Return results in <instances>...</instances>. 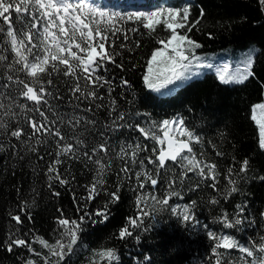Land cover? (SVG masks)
Wrapping results in <instances>:
<instances>
[{
	"label": "trees",
	"instance_id": "1",
	"mask_svg": "<svg viewBox=\"0 0 264 264\" xmlns=\"http://www.w3.org/2000/svg\"><path fill=\"white\" fill-rule=\"evenodd\" d=\"M91 1L109 14L120 13L123 16L137 11H148L151 6L154 8L157 6L156 0H143L140 3H129L128 0ZM164 3L175 9L188 6L191 16L201 21L197 28L188 33L201 45L197 51L229 48L232 52H237L249 44H254L256 50L252 61L253 74L243 83L225 85L213 73L207 72L199 78L188 80L170 93L157 95L145 87L143 74L151 52L160 46L157 41L166 39L169 32L160 25L155 33H149L142 25L128 21L126 27L137 28L136 33H128L132 40L129 45L132 51L124 50L121 56L116 57V62L123 67L107 64L102 72V75L113 81L115 89L113 97L121 111L139 113L140 115L132 122H139L145 128L153 123L159 124L165 119L182 117L186 127L203 137L202 151L205 155H199L200 145H195L194 151L198 154V159L218 165L219 184L223 191L232 187L226 178L227 168L234 166L238 169L244 159L250 162L248 175L255 178L241 184V192L233 193L225 200L216 196V193L203 182L200 188L193 191L198 177L192 172H187L184 182L181 183L177 175L182 169L178 165L173 166V162L166 161L172 169L166 175L176 179L173 188L181 195L168 196L167 193L172 189L160 177H155L158 179V186L154 187L141 176L145 187L138 189L135 173L141 171V168L138 164L133 165L129 159L127 166L132 171L127 176L121 172L125 162L117 156L120 145L129 143L144 145L148 151L139 153L138 158L152 156L153 147L157 149L158 154L163 145L156 144L151 138L145 139L139 131L130 128L107 131L101 137L99 133L104 130V126L111 124L108 110L101 108L95 113L82 111L88 102L76 100L75 96L79 93L74 95L69 90L76 83L74 78L65 77L62 72L54 73L53 79L63 99L59 101L52 100V97L48 99L59 105L58 111L65 117L62 123L57 124V127L62 129L61 134L67 138L61 142V146L67 142L75 144L78 137L89 146L84 150H90V146L107 140L111 151L107 154L101 153L105 156L103 161L106 165L105 187L111 192L116 191L119 185V200L115 203L110 202V197L106 196L103 190L93 201L86 202L83 199L87 196L85 186L94 182L98 166L85 161L82 154L80 159L62 155L63 163L58 166V170L68 176L70 183L61 186L58 181H54L53 187H48L49 181L45 173L49 162L55 159L58 138L44 137L41 144L28 140V145L37 150L32 153L19 141L10 137L4 138L3 133H0V139H3L5 145L9 140L17 144V149L10 156L6 157L5 153H0V243L5 242L10 232L17 236L30 232L27 239L34 249V252H29L26 248H17L9 252L5 247H0V264H24L28 259L33 260L34 264H56L57 257L52 256L49 249L43 247L35 237L39 236L49 244H55L64 231L57 224L61 213L63 218L76 220L84 227L77 233V244L73 246V251L66 253L59 264H217V254L222 255V264L225 259L229 264H241L244 260L251 262L254 258H264V252H260L261 245L264 244V180L259 179L260 176H264V149L259 146L257 129L251 118V107L264 100V8L261 0H166ZM16 17L13 9L11 18L14 24H17ZM95 19L100 22L101 27H111L106 24L105 19L100 17ZM19 26L17 24V27ZM0 27L6 28V25L0 21ZM93 27L96 25L93 24ZM5 36L6 33H0V54L11 58L14 54L6 49ZM35 42L40 43L39 40ZM122 42L123 34L117 44ZM14 67L9 68L6 62H0V84L8 82L9 74L19 75L31 83L25 73L15 72ZM60 68L63 69L64 66L61 65ZM77 72L79 73V70ZM121 80H127L129 86L124 87ZM81 84L83 85V81ZM15 87L17 86L12 85V88ZM0 91L8 92L9 89ZM49 91H55V88L49 86ZM100 92L106 95L107 89H100ZM13 95L16 96L17 103L34 107L18 93L14 92ZM0 102L7 103L3 97H0ZM77 104L80 105L79 108L76 107ZM104 104H109L107 97ZM41 107L46 108L44 105ZM14 111L20 112L18 108ZM46 114L49 120L56 118L52 112ZM27 115L29 114L25 110L24 113H20L19 119H14L12 123L25 122ZM31 115L38 117L36 113ZM0 117L7 119L3 117L2 110ZM72 117L94 118L98 124L86 125L81 121L79 125L73 127L68 122ZM24 126L27 128L26 123ZM156 131L161 137L162 132L159 129ZM177 137L184 139L178 135ZM209 141L216 145L215 149L208 143ZM7 151L9 150L6 148ZM17 151L20 152L22 159L16 156ZM216 151H223L225 156H216ZM49 152L53 155L49 156L47 154ZM40 156H43V159H40ZM153 169L154 165L148 164L145 160L143 170ZM117 174L122 177L119 181ZM54 192H59V195H53ZM153 195L167 198L169 206H179L178 211L184 206H190V215L193 219L186 222L182 216L173 215L169 206L161 207L151 200ZM138 196L148 197L141 202L139 208L136 204ZM214 196L220 199L219 205L209 203ZM193 201L196 202L194 206ZM241 202L246 205V213L242 217H237L235 205ZM22 203L32 206L20 213L19 206ZM78 208H82L83 211H77ZM140 209L148 213L142 217L143 227L130 229L133 236L120 239L119 230L122 227H130L128 219L140 215ZM97 211L105 212V215L96 216ZM10 212L20 214L23 224L16 225L9 216ZM84 212L89 213L90 218L81 221L80 217ZM29 213L31 220L28 219ZM225 213L232 214L233 219L241 218L242 224L231 229L225 228L219 219ZM209 231L217 236L230 235L244 246H254L255 256L246 257L238 248L229 250L221 248L217 253H213L212 249L217 241L209 238ZM63 242L66 245L70 241L63 238ZM108 248L116 250L118 261H108L106 257L99 255Z\"/></svg>",
	"mask_w": 264,
	"mask_h": 264
},
{
	"label": "snow or ice",
	"instance_id": "2",
	"mask_svg": "<svg viewBox=\"0 0 264 264\" xmlns=\"http://www.w3.org/2000/svg\"><path fill=\"white\" fill-rule=\"evenodd\" d=\"M261 4H264V0H261ZM13 9L17 14L16 22L20 25L19 27L13 23L11 18ZM97 16L105 19L106 24L111 25V27H101L100 22L95 19ZM202 16L203 12L201 11ZM0 21H2L3 25H6V28L0 27V33H6L4 38L6 49L14 54L11 58L0 54V62H6L9 68L18 66L14 67V71L25 73L31 81L30 83L19 75L13 76L9 74L7 75L8 82L0 84V89H9L8 92L0 91V97L7 101V103L0 102V110L3 112V117H7V119L0 117V133H3L4 138L10 137L19 141L21 145L26 146L27 151L32 153L37 150L35 147L28 145V140H34L36 144H41L44 142V137L58 138V150L54 153L55 159L49 162L45 173L49 181V188L53 187L54 181H58L61 186L70 183L68 176L58 170V166L63 163L61 156H75L80 159L82 154L85 161L92 162L98 166L94 182L89 186H85L87 196L83 197V199L86 202L93 201L100 194V191L103 190L105 195L110 197V202L115 203L119 200V185H117L116 191L111 192L105 187L106 165L103 163L105 156H102L101 153L107 154L111 151L107 140H102L98 144L90 146V150H84L89 148V146L78 137L75 144L67 142L61 146V142L67 138L61 134L62 129L57 127V124L62 123L65 117L59 113V105L53 104L48 99V97H52V100L55 101L63 99L53 79V74L60 72L63 73V76H71L76 81L69 89L74 95L79 93L78 96H75V99L88 102L82 111L95 113L101 108L108 110L111 124L104 126V130L99 133L101 137L107 131L130 128L133 131H139L145 139H153L156 144L164 145L166 143V147H161L158 154L157 149L153 147L151 149L152 156H145L144 158H138L139 153L148 151L144 145L140 143L120 145V151L117 156L125 162L121 172L127 176L132 171L127 166L129 159L133 165L138 164L141 168V171L135 173L138 189L145 187V183L140 179L141 176H143L144 180L150 181L154 187L158 186V179L155 177H160L172 189L167 193L168 196H180L181 194L173 188L176 179L166 175L168 171L172 170L166 164V161H172L173 166L178 165L182 169L177 175L181 183L184 182L187 172H192L198 177L192 189L193 191L200 188L201 182H203L216 193V196L225 200L233 193L241 192V184L255 178L248 175L250 162L244 159L238 169L234 166L227 168L226 178L228 184L232 187L227 191H223L219 184L220 173L218 165L214 162L208 163L203 159H198V154L194 151V146L200 145L201 152L199 155H205L202 151L204 147L203 137L186 127V122L182 117H175L172 120L165 119L159 124L153 123L147 128L141 126L139 122L133 123L132 121L135 120V117L140 114L120 110L117 100L113 97V92L115 91L113 81L102 75L107 64H116L117 67H123L122 64L116 62V57L121 56L124 50L132 51V47L129 46L132 40L128 33H136L137 28L126 27L128 21L142 25L143 29L148 30L149 33H155L160 25H163L165 30L169 32L166 39L157 41L162 47L152 51L150 58L146 61L147 72L143 76V82L148 89L165 94L162 90L170 92L171 88L169 86H180L177 82L188 80L194 75L192 71L194 61L196 62V67L203 68L206 66L211 68V64H200V58L195 55V50L199 49L201 45L191 38L188 33L197 28L201 21L191 16L188 6L181 9L161 8L155 11H137L123 16L120 13L109 14L90 3L89 0H0ZM118 22L123 23L118 24ZM93 24L96 27H93ZM121 34H123L124 42L117 44ZM36 40H39L40 43L37 44ZM41 50L43 55H41ZM243 63V70H237L233 73H229L227 66H225L222 71L217 72L218 80L225 85L243 83L253 74L250 54ZM61 65L64 66L63 69L60 68ZM77 70H79V73ZM81 81H83V85ZM121 84L126 88L129 86L127 80H121ZM12 85L17 87L12 88ZM49 86L55 88V91H49ZM100 89H107L106 95L101 94ZM14 92L18 93L22 99L27 100L34 107H27L24 104L17 103L16 96L13 95ZM106 97L109 99L108 105L104 104ZM41 105L46 106V108H42ZM76 107L79 108L80 105L77 104ZM15 108H18L20 112L14 111ZM25 110L29 114L26 121L23 123H12L14 119L18 120L20 113H24ZM257 111L259 115H257ZM46 112H52L56 118L49 120ZM251 112L252 120L259 127V146L264 149V103L253 105ZM31 113L38 114V117L31 115ZM81 121H84L86 125L95 126L98 124L96 119H85V117H72L68 122L73 127H76ZM24 123L27 124V128ZM29 129L31 130L30 132ZM156 129L163 133V139H161ZM176 133H178L179 137H184V139L178 138ZM208 143L212 144L214 149L216 148V145L211 141ZM6 148L9 151L6 152ZM16 149L17 144L12 143L11 140L5 145L3 139H0V153H5L6 157L10 156ZM47 154L49 156L53 155L51 152ZM16 156L23 158L18 151ZM216 156L222 157L225 156V153L216 151ZM39 158L43 159V156ZM145 160H147L148 164L154 165L152 171L143 170ZM233 162L235 163L234 158ZM161 170H164V172ZM117 179L119 181L122 177L117 174ZM259 179L264 180V176H260ZM209 180L211 183H209ZM53 195L58 196L59 192H54ZM216 196L210 199V204H220V199H217ZM147 199V196H138L136 199L138 208L141 202ZM151 200L161 207L169 206L167 198H158L153 195ZM195 203L193 201L192 206ZM31 206L22 203L19 206L20 213L25 212L26 208ZM104 207L106 212L107 204ZM169 207L173 215L182 216L184 221L187 222L193 219L190 215V206H184L179 211V206ZM77 211H83V209L78 208ZM139 211L140 215L128 219L127 223L130 227H122L119 230L120 239L132 237L133 231L130 229L143 227L142 217L147 216L148 213L143 209ZM105 212L97 211L95 215L102 216L105 215ZM245 213L246 205L243 202L235 205L237 217H242ZM9 216L16 225H22L24 222L20 214L10 212ZM86 218H90V214L84 212L80 220L83 221ZM28 219H32L30 213ZM219 219L223 226L229 229L237 227L243 222L241 218L233 219L230 213H225ZM57 224L64 231L55 244H49L39 236H36L35 239L43 247L48 248L52 256L57 257L56 264H59V261L64 259L66 253L73 251V246L77 244V233L82 230L84 225L76 220L70 221L67 218H63V213H61V218L58 219ZM29 234L30 232H25L23 236H17L14 232H10L5 242L0 243V247H5L9 252L17 248H26L29 252H34L31 243L27 239ZM208 236L217 241L212 249L213 253H217V250L221 248L225 250L238 248L241 253L246 254V257L255 256L254 246H244L230 235L217 236L214 232L209 231ZM63 238H68L70 242L65 245ZM260 252H264V244L261 245ZM36 255L39 254L36 253ZM99 255L106 257L108 261L119 260L116 250L112 248L100 252ZM216 259L217 264H222L221 254H217ZM24 264H34V262L28 259ZM223 264H229V261L225 259ZM241 264H264V258H254L251 262L244 260L241 261Z\"/></svg>",
	"mask_w": 264,
	"mask_h": 264
},
{
	"label": "rangeland",
	"instance_id": "3",
	"mask_svg": "<svg viewBox=\"0 0 264 264\" xmlns=\"http://www.w3.org/2000/svg\"><path fill=\"white\" fill-rule=\"evenodd\" d=\"M156 1H157V6L155 8H154V6H151L148 11H155V10H159L161 8H173V7L166 5L164 3V1H166V0H156ZM89 2L93 3L91 0H89ZM129 2L140 3V2H143V0H129ZM262 7L264 8V4H262ZM145 12H147V11H145ZM158 47H162V46L160 45ZM255 50H256V47L254 44H249L248 46H246L245 48H243L241 50H238L237 52H232L231 50H229V48L219 49V50H214V51H202V52L197 51V49H196L195 55L200 58L199 63L204 64V65L211 64L212 67L208 68L205 66L203 68H199V67L195 66L196 62L194 61L193 62V69H192L194 75L190 79L199 78L202 76V74L207 73V72L213 73L216 76V78L218 79L217 72L222 71L225 68V66H227V71L229 73L236 72L237 70H243V67H244L243 62L249 56V54L251 55V60L253 61V55H254ZM149 58H150V56H149ZM146 72H147V63L145 66L144 74ZM144 74H143V76H144ZM190 79H188V80H190ZM188 80H185L183 82H177V83H179V85H182L185 82H187ZM169 87L171 88L170 92H172L176 88L174 86H169ZM162 91H164L165 94L170 93V92H167V90H162ZM152 92L157 94V95H161V93L154 92V91H152ZM258 103H264V100L261 102H258ZM255 104H257V103H255ZM251 109H252V107H251ZM257 115H259L258 111H257ZM251 116H252V112H251ZM253 122L256 126V129H257L258 143H259V127L254 120H253ZM176 135H178V133H176Z\"/></svg>",
	"mask_w": 264,
	"mask_h": 264
},
{
	"label": "water",
	"instance_id": "4",
	"mask_svg": "<svg viewBox=\"0 0 264 264\" xmlns=\"http://www.w3.org/2000/svg\"><path fill=\"white\" fill-rule=\"evenodd\" d=\"M161 138L163 139V133H161ZM162 147H166V143Z\"/></svg>",
	"mask_w": 264,
	"mask_h": 264
}]
</instances>
